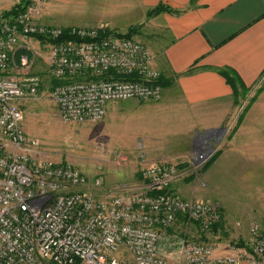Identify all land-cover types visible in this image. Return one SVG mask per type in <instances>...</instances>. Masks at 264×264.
<instances>
[{"label":"built area","instance_id":"built-area-1","mask_svg":"<svg viewBox=\"0 0 264 264\" xmlns=\"http://www.w3.org/2000/svg\"><path fill=\"white\" fill-rule=\"evenodd\" d=\"M30 1L13 17L0 11V264H171L166 246L175 248L176 264H264L262 221L243 244L169 233L180 219L201 233L223 222L217 206L171 190L210 163L218 130L198 136L188 169L155 165L142 173L143 186L104 192L71 165L33 157L38 141L25 132L21 103L38 95L42 77L9 74L12 54L33 37L48 41L50 75L65 81L51 94L65 123L101 122L110 103L159 101L164 89L154 55L139 41L37 23L50 0Z\"/></svg>","mask_w":264,"mask_h":264},{"label":"rangeland","instance_id":"rangeland-1","mask_svg":"<svg viewBox=\"0 0 264 264\" xmlns=\"http://www.w3.org/2000/svg\"><path fill=\"white\" fill-rule=\"evenodd\" d=\"M20 1L0 0V4L4 7L0 8V11L6 15ZM146 13V10H140L136 5L114 3L112 0H50L37 23L66 30L100 28L106 29L108 34L120 35H127L133 30L135 32L132 39L146 46L157 62V54L167 41V36L164 35L166 32L164 20L159 17L162 14L150 17L148 14L146 16ZM32 40L36 42L37 52L29 47L27 64L22 65L17 62L18 68L14 72H24L22 68H28L34 60L27 72L29 75L32 74L31 76H39L40 74H37L41 73V87L45 85L44 91H40L41 87L39 88L35 98L21 103L25 114V132L38 141L33 153L36 160L71 165L80 170L90 181H101L100 192L117 189L125 184H141L142 173L155 165L177 164L183 169H188L194 146L191 144L183 147L187 139L180 138V133L173 130L177 124L167 122L174 116L165 113L154 116L152 124L149 125L148 116L140 107L146 103H157L162 99L141 103L137 101L113 103L112 109L110 108L106 118L101 122L83 124L63 122L51 96L52 82L55 79L47 72L45 59L37 56L45 51L46 47L49 46L50 49V45L47 40H42L39 36L33 37ZM42 43L46 45L43 46ZM45 76H47L46 80ZM261 87L258 91L252 88L244 97L241 96L237 103L234 100V113L224 127L194 133L197 139L200 134L213 130L220 131L218 151L210 163L195 176H189L174 184L178 185L176 188L178 197L217 206L222 213L223 224L216 233L212 231L201 233L196 225L186 226L183 220H179L170 229L171 235L222 246L243 244L250 240L252 225L256 222H264V131L250 130L244 132L241 138H236L238 127L254 106L259 92L264 88V83ZM254 90L257 92L252 93ZM260 111L264 112V108ZM176 112L173 111V114ZM261 115H254L253 119L262 123L264 129V114ZM236 139L243 140V144L251 145L247 148L251 155L242 153L243 150L240 149L241 154L236 157L238 161L234 162L235 165L232 163L234 158L230 160L231 162L227 161L229 167L226 177L217 178L210 168L219 154L228 151L232 143H236L234 141ZM165 156L167 158L163 159ZM165 243L167 244V241ZM165 252L173 255L170 257V262L176 264L175 248L169 249L166 246ZM123 256L128 257L125 253Z\"/></svg>","mask_w":264,"mask_h":264},{"label":"crops","instance_id":"crops-1","mask_svg":"<svg viewBox=\"0 0 264 264\" xmlns=\"http://www.w3.org/2000/svg\"><path fill=\"white\" fill-rule=\"evenodd\" d=\"M112 2L136 5L138 9L147 11L146 16L150 9L159 4L181 12L179 16L172 14L159 16L164 20V29H166L164 35L167 36V41L157 54L156 67L169 84L163 86L161 101L146 103L140 107L148 116L149 125L152 124L154 116L164 113L174 116L167 122L177 124L173 130L180 133V138L187 139L183 147L192 144L195 148L194 133L220 129L234 113L233 89L227 83L223 71L234 73L249 91L252 88L257 91L262 88L264 0H112ZM0 8H4L2 4ZM27 47L37 52L36 42L32 40L19 48L11 57L12 68L9 74L18 79H24L29 74L28 70L34 62L32 60L28 68H22L24 72H14L18 68L17 62L24 65L25 58L28 62L30 48ZM48 47L43 51L44 54L42 52L37 56L45 59L47 72L50 75V50L46 53ZM37 75L41 76V73ZM44 78L46 80L47 76ZM53 83L54 81L52 85ZM44 87L45 85H42L40 91H44ZM257 91L254 90L252 93ZM112 104L108 105V111L112 109ZM260 107L264 108V88L259 92L254 106L238 127L236 138H241L244 132L250 130L264 131L263 124L253 119L254 115L264 114L260 111ZM168 111L172 113H167ZM173 111H177V115L173 114ZM234 141L236 143H232L228 151L219 154L210 168L217 178L226 177L229 167L227 161L231 162L230 160L234 158L232 163L235 165L234 162L238 161L236 157L241 154L240 149L243 150L242 153L251 155L247 149L251 147L250 144H243L241 139ZM165 158L167 157L163 159ZM143 184L141 179V184L132 186H143ZM177 186H172L171 190L174 194L178 192Z\"/></svg>","mask_w":264,"mask_h":264},{"label":"trees","instance_id":"trees-1","mask_svg":"<svg viewBox=\"0 0 264 264\" xmlns=\"http://www.w3.org/2000/svg\"><path fill=\"white\" fill-rule=\"evenodd\" d=\"M30 2H31L30 0H21L20 3L18 5H16L12 11H10L8 14H6V16L7 17H13V16H15L21 12H24L27 9V7L29 6ZM161 14H172V15L179 16L181 14V12L175 11L172 8H170L164 4H159L157 7L153 8L149 11L148 16L153 17V16H158ZM134 32L135 31L131 30L127 35H120V34H116V35L119 37L132 38ZM41 39L43 40L42 37H41ZM222 73H223L224 77L226 78L227 83L232 87L234 100L237 103L239 101V98L241 96L244 97L249 92V90L246 89L244 85H242V83L239 81L238 77L234 73H231L228 71L227 72L223 71ZM64 83H65V81H63V80L61 81V80L55 79V81L52 85V88L54 89L55 87H57L61 84H64ZM160 84L165 87L166 85L169 84V81L167 79H163L161 77ZM180 220H182V219H180ZM221 224H223V222L215 225L211 231L216 233L217 230L220 228ZM195 227L197 228V226H195ZM170 232L171 231L169 230V233Z\"/></svg>","mask_w":264,"mask_h":264}]
</instances>
